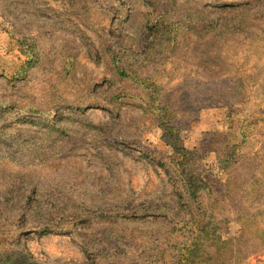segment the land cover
Returning <instances> with one entry per match:
<instances>
[{
	"label": "rangeland",
	"instance_id": "374dc122",
	"mask_svg": "<svg viewBox=\"0 0 264 264\" xmlns=\"http://www.w3.org/2000/svg\"><path fill=\"white\" fill-rule=\"evenodd\" d=\"M0 264H264V0H0Z\"/></svg>",
	"mask_w": 264,
	"mask_h": 264
},
{
	"label": "trees",
	"instance_id": "16d2710c",
	"mask_svg": "<svg viewBox=\"0 0 264 264\" xmlns=\"http://www.w3.org/2000/svg\"><path fill=\"white\" fill-rule=\"evenodd\" d=\"M124 74V71H122ZM167 118V117H164ZM186 156L188 155V153L185 154ZM188 184H189V188L191 189V194H193V196L196 197L199 187L196 186V180L194 178H188Z\"/></svg>",
	"mask_w": 264,
	"mask_h": 264
}]
</instances>
